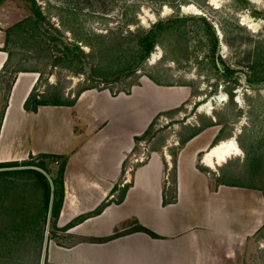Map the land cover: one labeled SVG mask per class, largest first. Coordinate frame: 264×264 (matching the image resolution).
<instances>
[{
	"label": "rangeland",
	"instance_id": "rangeland-1",
	"mask_svg": "<svg viewBox=\"0 0 264 264\" xmlns=\"http://www.w3.org/2000/svg\"><path fill=\"white\" fill-rule=\"evenodd\" d=\"M175 1L180 2L179 10L168 4L159 7L156 0H36L42 14L39 16L33 0H2L0 35L11 50L10 67L39 70L37 86L47 94L60 91L72 100L83 87L109 88L113 95L138 91L133 100L110 101V111L117 119L110 127L112 134L121 137L138 127L145 126L144 132L149 129L145 137H135L133 151L123 163V174L130 166L132 172L147 162L153 150L170 152L175 160L180 144L195 128L219 119L222 123L202 136L204 142L218 129L223 139L234 138L242 151L212 168L214 172L202 168L212 171L213 176L219 174V181L262 188L254 189L260 197L257 221L250 223L244 217L237 228L240 248L232 264H264V84L251 87L247 83L248 78L255 77V71H264V19L252 15L241 0ZM249 1L264 10V0ZM188 4L199 10L185 9ZM178 13L201 14L211 20L219 37L217 55L238 70L233 78L215 68L211 36L204 23L196 19H189L186 27L164 30L149 57L134 64L139 55V31ZM36 20L39 23L35 25ZM238 23L246 30L239 29ZM229 37H235L233 45L227 44ZM75 44L85 55L68 52ZM258 52L261 58L254 69L251 65ZM57 57L62 60L55 65ZM105 100L102 104L106 106ZM137 107L145 108V112L139 113ZM69 134L67 128L70 141ZM205 151L199 155L201 165ZM143 152L144 161L135 162L134 157ZM257 160L262 166L259 174L254 172ZM47 162L57 174L60 164ZM170 169L173 184L174 168ZM29 176V172L15 177L0 175V234L14 220L13 209L30 207L36 211L41 204L42 193L35 191ZM123 180L121 177L117 182L118 189L112 190L114 197L110 200L122 194L124 186L118 183L127 185ZM52 225L49 219L45 232L48 245ZM27 236L31 238V232ZM45 242L41 253L44 251V264H51Z\"/></svg>",
	"mask_w": 264,
	"mask_h": 264
},
{
	"label": "crops",
	"instance_id": "crops-1",
	"mask_svg": "<svg viewBox=\"0 0 264 264\" xmlns=\"http://www.w3.org/2000/svg\"><path fill=\"white\" fill-rule=\"evenodd\" d=\"M10 51L0 35L2 81L11 75L4 71ZM13 75L16 78L0 130V163L23 162L41 153L68 157L58 228L53 226L49 245L46 242L51 264H232L240 248L237 228L244 217L250 223L257 221L260 197L257 190L219 181L220 175L213 176L212 167L199 163L200 153L224 137L216 129L204 142L202 136L217 125L180 144L175 160L170 152L153 150L147 162L123 174L134 139L146 127L121 137L112 134L110 127L117 119L110 111V101L133 100L138 91L113 95L109 88H92L83 91L74 105H42L30 111L25 102L40 81V73ZM4 96L3 89L0 110ZM137 110L145 112L143 107ZM170 168H174L173 184ZM121 177L129 186L123 201L92 214L114 197L112 190ZM83 215V220L62 229ZM139 225L157 236L137 230ZM115 233L120 235L99 240Z\"/></svg>",
	"mask_w": 264,
	"mask_h": 264
},
{
	"label": "trees",
	"instance_id": "trees-1",
	"mask_svg": "<svg viewBox=\"0 0 264 264\" xmlns=\"http://www.w3.org/2000/svg\"><path fill=\"white\" fill-rule=\"evenodd\" d=\"M159 7H162L164 4H168L171 7H174L179 10L180 2H176L175 0H156ZM245 8L248 9L252 15L261 17L264 19V10L257 9L249 0H241ZM2 0H0V3ZM35 11L39 16L42 14L39 11V5H37L36 0H33ZM179 12V11H178ZM41 18V17H40ZM189 19H196L201 20L207 33L211 36V56L214 60V66L221 75L233 78L237 73L238 70L230 66L225 62L223 57L218 54L219 49V37L216 33V30L213 26V23L210 19L206 16L201 14H195L191 16H184L178 14H174L167 18H160L156 22H154L151 27L147 30L143 29L139 31V35L137 38V46L139 50V55L135 60L134 64L136 66L140 64L144 59L149 57V55L154 51L155 46L159 42V37L163 34L162 32L167 29L171 28H181L186 27V22ZM40 20V19H39ZM38 20L35 21V25L38 24ZM238 28L241 30H246L243 25L240 23L237 24ZM235 37L227 38V44L233 45ZM70 51H77L81 55H85V51L80 47L79 44H75L72 48H69ZM66 55V54H65ZM261 54L260 52L257 53L253 64V68L258 64ZM11 51H10V59L6 64V68L4 71H10L11 75L8 78H5L4 81L0 79V91L5 90L4 96V103L2 105V109L0 110V130L2 127L5 110L8 104L9 94L13 83L15 81L14 73L20 71H38L39 70H29L23 68H11ZM62 57H57L55 60V65L61 63ZM220 63L222 68L217 64ZM255 71V77L248 78L247 83L251 87H259L260 85L264 84V71L258 73ZM155 83L161 84L158 80L154 78V76L147 74ZM41 78V76H40ZM4 83V84H3ZM95 87H83L75 96L74 99L69 100L66 99L60 91L53 92L47 94L45 91H40L38 86L36 85L33 90L31 91L30 95L28 96L25 102V108L30 111H37L38 108L42 105H74L78 96L87 89H92ZM222 122L217 120H211L209 123L198 126L193 130V132L183 140L191 139L192 137L196 136L200 133L203 129L214 126L217 124H221ZM147 129L142 136H137L136 140H139L147 135ZM51 163H59V169L56 176L53 175L52 171L49 169L48 162ZM68 157L63 154H55V153H41L37 156H32L31 159L19 162V161H12V162H1L0 163V175L3 177L8 176H18L19 173L29 172L31 176L28 177V180H31L33 187H35V191H39L42 193L43 199H41V204L38 206L36 211L32 210L30 207H19L17 209H13L16 211L14 220L7 225L4 226L3 232L0 234V264H41V251L43 249V245L45 242V232H46V225L48 220H52V226L55 228L57 224V219L60 215L61 208L63 205V200L65 196V182H64V174L67 165ZM261 162L256 161V170L254 172L258 173L261 171ZM225 184L234 185V186H241L247 187L251 189H262L260 187H256L254 185L244 186L240 184H232L226 181H221ZM31 184V183H29ZM5 187V185H3ZM19 187V186H17ZM20 188V187H19ZM117 185L114 187V191L117 190ZM129 186L125 185L122 189V194L116 200H109L104 201L92 214H100L106 206L111 204L112 202L120 203L123 201L126 192ZM51 205V207H50ZM50 213V214H49ZM86 216H80L73 221H71L68 225L63 227L62 229H67L79 221L83 220ZM137 230H141L147 232L151 235L157 236L155 232H153L148 227L139 225ZM27 232H31V238L27 236ZM120 235L119 233H115L114 235H110L108 237H104L99 239L100 241H108Z\"/></svg>",
	"mask_w": 264,
	"mask_h": 264
},
{
	"label": "bare ground",
	"instance_id": "bare-ground-1",
	"mask_svg": "<svg viewBox=\"0 0 264 264\" xmlns=\"http://www.w3.org/2000/svg\"><path fill=\"white\" fill-rule=\"evenodd\" d=\"M184 8L199 10L194 4L184 5ZM241 151L240 146L234 138L223 139L205 151L203 163L209 167L215 168L217 165H221L228 161L233 155L240 154Z\"/></svg>",
	"mask_w": 264,
	"mask_h": 264
},
{
	"label": "built area",
	"instance_id": "built-area-1",
	"mask_svg": "<svg viewBox=\"0 0 264 264\" xmlns=\"http://www.w3.org/2000/svg\"><path fill=\"white\" fill-rule=\"evenodd\" d=\"M143 154H144V152L141 155H138L139 157L136 155V157H134L135 162H142V161H144V158H143L144 155ZM131 169H132V167L130 166L129 170H131Z\"/></svg>",
	"mask_w": 264,
	"mask_h": 264
},
{
	"label": "water",
	"instance_id": "water-1",
	"mask_svg": "<svg viewBox=\"0 0 264 264\" xmlns=\"http://www.w3.org/2000/svg\"><path fill=\"white\" fill-rule=\"evenodd\" d=\"M50 207H51V205H50ZM44 250H46V242H45ZM44 258H45V255H44V251H43V254H42V264H44Z\"/></svg>",
	"mask_w": 264,
	"mask_h": 264
}]
</instances>
